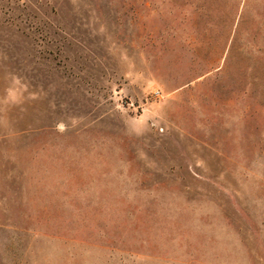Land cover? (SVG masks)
<instances>
[{"label": "rangeland", "instance_id": "1", "mask_svg": "<svg viewBox=\"0 0 264 264\" xmlns=\"http://www.w3.org/2000/svg\"><path fill=\"white\" fill-rule=\"evenodd\" d=\"M0 264H264V0H0Z\"/></svg>", "mask_w": 264, "mask_h": 264}]
</instances>
